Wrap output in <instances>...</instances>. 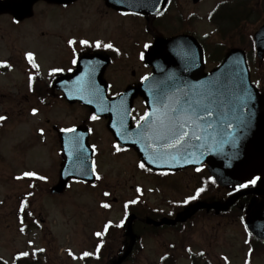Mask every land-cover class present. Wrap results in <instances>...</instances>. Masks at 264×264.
I'll list each match as a JSON object with an SVG mask.
<instances>
[{"label": "flooded vegetation", "instance_id": "obj_1", "mask_svg": "<svg viewBox=\"0 0 264 264\" xmlns=\"http://www.w3.org/2000/svg\"><path fill=\"white\" fill-rule=\"evenodd\" d=\"M81 1L90 0H80L74 4ZM100 1L101 8L96 11L95 19L88 23L86 30L77 35H74L77 28L71 25L72 27H64L70 30L67 35L62 36L61 31H55L50 34L48 42L42 39L46 34L36 35V39L28 41L27 45L26 42H20L17 46L8 45V41L1 36L0 52L6 47L8 56L0 58V65H4L0 66V74L16 72L22 76L25 91L23 86L24 92L18 95L20 101L16 102L33 103L28 111L32 110L37 116L43 114L47 136L59 154L60 132L79 126L88 127L90 144L95 151V171L99 177L104 202L113 199L114 205L122 206L121 213L128 217L135 216L133 229L137 245L129 262L139 264L144 259V243L147 239L159 241L162 236L170 234L182 237L189 230L196 229L202 217H206L212 223H216L217 220H228L222 214L216 216L214 212L199 211L187 222L176 225L156 226L147 222L148 219L155 223H160L164 219L175 220L190 206L201 201H209L207 198L214 196L216 186L211 181L206 167H189L176 171H152L144 165L141 167L142 163L133 149L120 148L115 144L108 128L109 118L97 117L90 108L79 101L71 103L66 94L58 90V86H66L59 84V80L75 70L80 57L99 54L109 61L103 75L110 88L109 96H117L128 88L137 90L153 70L145 62L147 50L158 40L172 41L184 36L193 38L201 46L207 68L208 59L216 53V9L230 3L231 0L217 4L216 0H201L197 4L192 0H169L162 13L148 16L121 12L107 6L104 0ZM74 4L51 7L61 8L59 10L63 11ZM13 24L18 25L16 22ZM70 41L74 43H69ZM82 41L87 43H81ZM40 42L49 44L51 65H55L48 71L47 76L42 72L41 52L45 48H41ZM97 43L100 47L96 46ZM108 44L112 47H105ZM4 97L5 94L0 93V101ZM147 110L144 94L140 93L131 108L132 127L143 122ZM73 115L76 120L74 123L71 119ZM93 116L96 119H92ZM39 125L37 134L42 128ZM102 138L103 141L108 140L112 149L108 159L99 150ZM123 154H129L134 159L131 168H117L115 161ZM253 187H257L256 181L232 187L230 195H223L230 197L234 193ZM126 189L128 193H124ZM240 201L237 204L238 208L240 210L246 208L247 214L250 211L253 214L264 206L263 199L256 196H246ZM123 228V231L127 232V225ZM195 233L193 230L192 234ZM173 249L172 245L164 246L162 262L176 263L183 258L193 264L198 260L196 252L186 244H183L181 253L173 252ZM110 256L108 264L112 263Z\"/></svg>", "mask_w": 264, "mask_h": 264}, {"label": "water", "instance_id": "obj_2", "mask_svg": "<svg viewBox=\"0 0 264 264\" xmlns=\"http://www.w3.org/2000/svg\"><path fill=\"white\" fill-rule=\"evenodd\" d=\"M39 1L42 0H0V15L10 13L19 21L31 18L33 8ZM45 1L68 4L76 0ZM106 1L118 10L141 15L160 13L168 3V0ZM254 41L258 59L264 60V26L254 35ZM190 47L187 38H179L174 41H157L148 51L146 61L154 70L145 81L143 89L160 91L162 95L158 97L165 102L150 105L152 107L149 106L150 112L145 123L130 130V133L123 134L111 127L117 144L134 148L141 161L153 170L205 164L217 183L223 187L239 185L255 177L261 179L258 189L236 194L224 204L198 203L173 223L185 222L201 209H214L217 214L220 211L227 212L246 194L264 197V95L251 82L246 54L240 49H233L218 68L205 74L201 49L195 47L191 55ZM99 59L104 58H81L76 72L64 79L68 78L69 98L86 102L97 115L112 116L113 123L115 117L111 108L120 103V99H127L131 90L115 100H108V88L102 79L108 62L105 60L99 65ZM167 92L175 94L168 95ZM74 94H78L77 97ZM172 98L179 100L172 101ZM182 98L187 100L182 101ZM180 114L186 116L179 120L171 117ZM159 121V127H152V124ZM180 125H183L182 131L188 135L173 147L174 132L181 130ZM78 132L76 129L60 136L65 140ZM80 143L81 140L77 146L63 148L61 155L64 161L60 178L51 189L52 194H62L71 179L90 183L96 181L88 135L82 145ZM131 219L128 231L131 243L125 254L114 264H123L132 252L135 239ZM247 226L255 238L264 241V210L248 217Z\"/></svg>", "mask_w": 264, "mask_h": 264}, {"label": "rangeland", "instance_id": "obj_3", "mask_svg": "<svg viewBox=\"0 0 264 264\" xmlns=\"http://www.w3.org/2000/svg\"><path fill=\"white\" fill-rule=\"evenodd\" d=\"M221 1L224 0H216V4ZM50 7L37 5L34 19L17 27L9 17H1L0 37L8 41V45L17 46L20 42L27 45L28 41L40 34H46L42 39L49 40V34L55 32L56 28L60 29V35H67L70 30L66 28L71 25L77 28L74 33L77 35L95 19L101 1L80 3L63 10V16L55 15L61 8ZM261 23L254 17L247 26V33H254ZM88 33L92 34L90 31ZM48 45L41 43V48H45L41 52L42 72L46 76L55 67L51 65ZM3 50L0 58L4 59L8 51L6 47ZM257 67L264 68V63H257ZM23 86L25 91L19 73L0 75V93L5 94L0 101V117H7L0 120V259L13 264L15 256L27 252L29 255L25 259L29 264H85L87 259H83V254L97 245L99 236L96 234L101 233L108 219L121 228L126 217L121 213L120 205H112L111 210L103 207L102 204L106 203L101 196L100 186L86 187L74 182L64 196L49 195L50 187L58 179L59 167L55 164L57 149L53 148L45 133L42 138L37 134L38 124L45 131L43 114L31 115L28 109L33 103L16 102L20 101L18 95L24 92ZM71 119L73 123L76 122L75 115ZM99 150L108 159L112 150L108 140H100ZM133 163L134 159L129 154H123L115 161L119 169L131 168ZM25 173L33 175L26 176ZM32 176L43 177L45 183L41 184L42 191L35 193V198L29 201L32 215L24 213L22 219V215L18 214L20 198L32 192L27 180ZM124 193H128L127 189ZM193 230L195 234H192ZM247 241L246 230L239 222L217 220L212 223L207 218H201L197 228L189 230L182 237L170 234L162 236L159 241L147 239L144 259L139 264H160L165 253L164 246L172 245L173 252L181 253L183 244L193 248L196 255L201 253V263L248 264ZM178 264L191 262L181 258ZM251 264H264V255L255 253Z\"/></svg>", "mask_w": 264, "mask_h": 264}, {"label": "trees", "instance_id": "obj_4", "mask_svg": "<svg viewBox=\"0 0 264 264\" xmlns=\"http://www.w3.org/2000/svg\"><path fill=\"white\" fill-rule=\"evenodd\" d=\"M218 17L219 26L221 28L219 33L225 40H232L234 45L243 47L247 50L254 75L259 84H264V68L257 67V62L254 59L252 35L245 31V26L247 23H250L253 17H256L258 20H264V4L260 5L257 0H237L231 6H224L221 8ZM20 201L27 204L28 198L21 197ZM255 253L257 255L263 254L264 248L256 249ZM250 258L252 261V257ZM251 261H249L250 264ZM0 264L8 263L0 259ZM15 264H29V262L26 259L15 258Z\"/></svg>", "mask_w": 264, "mask_h": 264}, {"label": "snow or ice", "instance_id": "obj_5", "mask_svg": "<svg viewBox=\"0 0 264 264\" xmlns=\"http://www.w3.org/2000/svg\"><path fill=\"white\" fill-rule=\"evenodd\" d=\"M69 43H74V42H73V41H70ZM81 43L86 44L87 41H82ZM96 46H97V47H100L99 43H97ZM105 47L111 48L112 45H111V44H108V45H105ZM145 47L147 48L148 45H145ZM29 56H31V54H29ZM142 58H143V55H142ZM73 63H75V61H73ZM0 66H4V65H0ZM3 119H5V117H0V120H3ZM92 119H96V117L93 116ZM179 128L181 129L180 131H178V132H174V135H175V141H174L173 145H171V146H173V147H174L176 144L181 143V142L184 140V138L188 135L187 132L182 131V129H183V125H180ZM64 131H67V132H74L75 129H65ZM197 138H198V137H197ZM141 167H143V164L141 165ZM25 175H26V176H31V175H33V174H32V173H25ZM97 178H99V177H97ZM251 182H252V183H255V180H252ZM105 195H107V193H105ZM104 207H108V205L105 204ZM96 235H97V236H100V235H102V234H101V233H97ZM28 255H29V254H28L27 252H24V253H21V254H20V256H22V257H27ZM88 255H90V254H89V253H84V256H88Z\"/></svg>", "mask_w": 264, "mask_h": 264}]
</instances>
